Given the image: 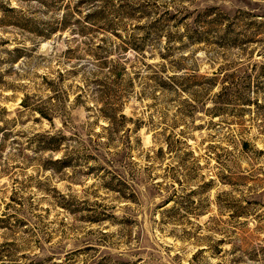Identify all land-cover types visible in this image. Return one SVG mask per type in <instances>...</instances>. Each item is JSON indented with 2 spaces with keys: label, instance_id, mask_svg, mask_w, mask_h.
Returning a JSON list of instances; mask_svg holds the SVG:
<instances>
[{
  "label": "rangeland",
  "instance_id": "obj_1",
  "mask_svg": "<svg viewBox=\"0 0 264 264\" xmlns=\"http://www.w3.org/2000/svg\"><path fill=\"white\" fill-rule=\"evenodd\" d=\"M0 264H264V0H0Z\"/></svg>",
  "mask_w": 264,
  "mask_h": 264
},
{
  "label": "trees",
  "instance_id": "obj_2",
  "mask_svg": "<svg viewBox=\"0 0 264 264\" xmlns=\"http://www.w3.org/2000/svg\"><path fill=\"white\" fill-rule=\"evenodd\" d=\"M15 52H18V51H15ZM205 80L210 82V83L214 81L213 79H210V78H205ZM26 104H27V100H24L23 106H25ZM118 110L119 109L111 110V112H110V110H107V111L105 110V112H103L105 118H107V120L109 121L111 126L116 123V114H117ZM38 111L42 117L51 119V116L48 113L44 112L43 110H38ZM121 120H122V122L127 121L126 116L121 115ZM50 140H51V144L49 145V147L53 144V146H51V147H53L54 151H59V149L61 147L60 144L58 143L59 140L56 137H52V138H50ZM55 164H57V165H59V164L68 165V164H66V162H64L62 160H58L57 162H55Z\"/></svg>",
  "mask_w": 264,
  "mask_h": 264
}]
</instances>
